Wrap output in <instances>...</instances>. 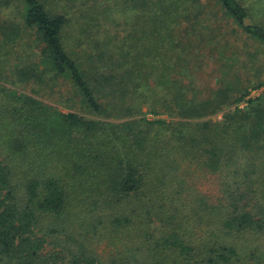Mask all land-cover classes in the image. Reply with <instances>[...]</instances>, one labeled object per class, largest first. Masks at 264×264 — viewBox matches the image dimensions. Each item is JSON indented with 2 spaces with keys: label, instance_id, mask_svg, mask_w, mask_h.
Masks as SVG:
<instances>
[{
  "label": "trees",
  "instance_id": "16d2710c",
  "mask_svg": "<svg viewBox=\"0 0 264 264\" xmlns=\"http://www.w3.org/2000/svg\"><path fill=\"white\" fill-rule=\"evenodd\" d=\"M216 3L0 0V264H264V91L197 70L264 25Z\"/></svg>",
  "mask_w": 264,
  "mask_h": 264
},
{
  "label": "rangeland",
  "instance_id": "374dc122",
  "mask_svg": "<svg viewBox=\"0 0 264 264\" xmlns=\"http://www.w3.org/2000/svg\"><path fill=\"white\" fill-rule=\"evenodd\" d=\"M203 2L207 6V12L209 14H216L217 20L211 16L210 22H213L217 27L221 26L224 28L225 21L222 20V13L216 0H203ZM240 2L247 8L248 13L250 14L249 21L251 23L264 25V0H240ZM231 26L232 25H230V27ZM224 31L227 32L226 29H224ZM238 34H240L238 30L237 32L232 31V34L227 36L230 41L229 48L225 47L223 44H218L220 49H222V54L214 57V62L207 55L208 58L204 59V63L200 64L197 70L198 74L207 75V73L209 74L216 67L218 71H216L213 76H205L206 82L208 83L209 80H211V84H214L216 78H226L225 80L228 83H231L234 86H239L241 90H247L249 94L246 97L247 100L258 96L264 91V46L251 39L244 40L243 37H238ZM232 48L237 51V55L231 58ZM222 64H225V67L220 69ZM236 65L237 68H239L238 72H240V74L237 75L238 77L236 75L232 76L231 73H228V77H225L224 73L230 71L231 68ZM48 103L52 104L53 102L48 101ZM239 106L244 107L245 103L242 102ZM145 115L146 117L151 118L149 114L145 113ZM220 117L221 114L216 118L220 119Z\"/></svg>",
  "mask_w": 264,
  "mask_h": 264
}]
</instances>
